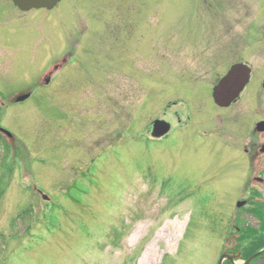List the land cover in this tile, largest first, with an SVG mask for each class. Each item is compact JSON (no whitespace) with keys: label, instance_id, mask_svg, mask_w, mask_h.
Returning a JSON list of instances; mask_svg holds the SVG:
<instances>
[{"label":"rangeland","instance_id":"1","mask_svg":"<svg viewBox=\"0 0 264 264\" xmlns=\"http://www.w3.org/2000/svg\"><path fill=\"white\" fill-rule=\"evenodd\" d=\"M238 60L251 81L221 109L212 88ZM263 83L264 0L0 12V125L14 136L0 145V264L241 254L236 220L257 227L252 194L264 199L244 155L264 117ZM161 117L172 130L150 140Z\"/></svg>","mask_w":264,"mask_h":264},{"label":"water","instance_id":"2","mask_svg":"<svg viewBox=\"0 0 264 264\" xmlns=\"http://www.w3.org/2000/svg\"><path fill=\"white\" fill-rule=\"evenodd\" d=\"M61 0H14L15 4L19 6L22 11H29L32 9L46 8L48 10L53 9ZM252 75V69L245 63L234 64L228 73L220 79L213 89V97L217 105L221 107L230 106L242 93L247 84L250 82ZM264 87V85H263ZM259 130L264 131V124L259 125ZM171 129V124L165 120H156L154 124L153 136L161 137L167 134ZM7 132L10 137L12 134ZM246 201L238 202V206L241 207ZM264 249L254 254L250 259L242 264H250L253 259L262 254ZM241 254H231L228 251L222 253L219 263L224 264L225 260H230L232 264H237L236 259L240 258Z\"/></svg>","mask_w":264,"mask_h":264},{"label":"flooded vegetation","instance_id":"3","mask_svg":"<svg viewBox=\"0 0 264 264\" xmlns=\"http://www.w3.org/2000/svg\"><path fill=\"white\" fill-rule=\"evenodd\" d=\"M61 2H62V0L58 3V5ZM17 10L22 11L19 8V6L15 4L14 0H0V12H7V13L9 12V13H12V12H15ZM241 62H242V60H238V61L232 63L229 66V68L226 71V73L229 71V69L234 64L241 63ZM219 80L214 84V86L212 88V98H213V89H214L215 85L219 82ZM213 101H214V98H213ZM214 103H215V101H214ZM231 105L228 106V107H225V108L224 107L221 108L220 106H218V107L221 108V109H226V108L231 107ZM170 106H171V104H170ZM175 115L177 116L178 121L181 122V117H180L179 113L176 112ZM156 120H165L167 122H169V121L166 120V119H164V118H162V117L161 118H155L152 121V123L147 128V133H150V135H151V136H149V139L150 140L161 141V140L165 139V137L169 133L167 135H165V136L158 137V138H154L153 137V131H154V124H155V121ZM260 124H264V117L263 118H260V120L256 122V125H255V128H254V133L252 134L255 137L252 138V139L250 138V141L249 142H246L245 148H244V155H245L246 161L250 163V168L253 169V173H255L253 175V178H254L253 180L256 181V182H259L260 181V183H263L264 184V141L260 138L261 136H259V135H261V134L258 132V130H259L258 127H259ZM183 125L184 124H181L180 126H183ZM171 130H172V125H171ZM226 136H227V134H226ZM257 193L260 194L258 191H254V194H252V195L255 196ZM262 258H264V256Z\"/></svg>","mask_w":264,"mask_h":264},{"label":"trees","instance_id":"4","mask_svg":"<svg viewBox=\"0 0 264 264\" xmlns=\"http://www.w3.org/2000/svg\"><path fill=\"white\" fill-rule=\"evenodd\" d=\"M4 136L0 133V145L4 140ZM4 190L0 185V199L3 196ZM250 212L259 220V225L257 227L246 224L245 226L241 225V219L236 220V229L235 233L238 234L236 241L239 244L247 243L245 247L241 246L242 258L244 260L249 259L253 254L260 251L264 248V202L259 200L254 203V205L249 209ZM263 255L258 256L252 264H255ZM224 264H230L229 261H226Z\"/></svg>","mask_w":264,"mask_h":264}]
</instances>
